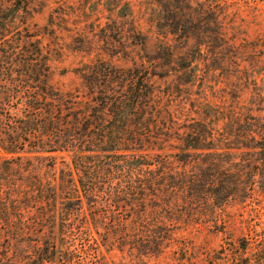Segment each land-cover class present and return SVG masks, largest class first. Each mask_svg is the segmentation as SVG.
I'll list each match as a JSON object with an SVG mask.
<instances>
[{
  "label": "trees",
  "instance_id": "trees-1",
  "mask_svg": "<svg viewBox=\"0 0 264 264\" xmlns=\"http://www.w3.org/2000/svg\"><path fill=\"white\" fill-rule=\"evenodd\" d=\"M158 1L154 27L163 39L151 53L128 67L84 64L76 69L82 89L61 92L42 45L52 32L32 26V0H0V264H110L101 248L129 243L164 193L219 203L245 189L243 172L213 159L205 166L216 174L202 194L185 170L196 154L254 155L263 170L249 169L250 181H264V117L239 102L229 115L204 103L201 118L179 124L165 104L173 91L162 95L152 83L175 76L178 89L194 85L202 65L241 67L221 18L227 0ZM116 13L128 16V5ZM131 39L147 45L135 29ZM172 140L170 160L161 151ZM174 160L185 167L176 170ZM257 258L264 264V248Z\"/></svg>",
  "mask_w": 264,
  "mask_h": 264
},
{
  "label": "rangeland",
  "instance_id": "rangeland-1",
  "mask_svg": "<svg viewBox=\"0 0 264 264\" xmlns=\"http://www.w3.org/2000/svg\"><path fill=\"white\" fill-rule=\"evenodd\" d=\"M125 4L128 16L118 17L117 10ZM159 4L158 0H32V26H48L52 32L42 37V45L50 56L53 86L61 92L82 89L76 69L98 59L119 67L139 63L143 53H151L163 39L154 27ZM222 6L227 36L235 38L244 58L241 67L235 68L233 60L212 72L202 65L198 81L178 89L175 76L152 79L162 95L173 91V98L169 103L165 99V104L173 112L169 118L179 124L201 118L200 104L204 103L221 107L220 111L228 114L239 102L264 117V0H227ZM131 29L146 36L144 49L132 43ZM167 39L171 44V37ZM116 51L120 53L109 55ZM176 144L170 141L161 152L174 154ZM255 157L196 154L192 156L193 167L174 160L176 170L185 167L195 172L202 194L209 192V176L216 174L214 166H205L213 159L232 162L230 171L243 172L245 186H241L245 189H237L235 195L219 203L211 198L189 200L164 193L161 200L150 202L141 226L132 229L131 241L102 247L104 256L110 264H263L257 254L264 248V181L252 183L249 178V169L253 173L263 170Z\"/></svg>",
  "mask_w": 264,
  "mask_h": 264
}]
</instances>
